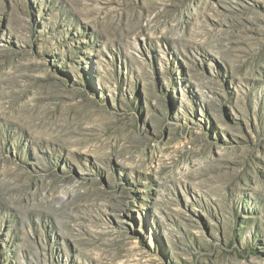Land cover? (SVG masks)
I'll use <instances>...</instances> for the list:
<instances>
[{"label":"rangeland","instance_id":"374dc122","mask_svg":"<svg viewBox=\"0 0 264 264\" xmlns=\"http://www.w3.org/2000/svg\"><path fill=\"white\" fill-rule=\"evenodd\" d=\"M0 264H264V0H0Z\"/></svg>","mask_w":264,"mask_h":264}]
</instances>
